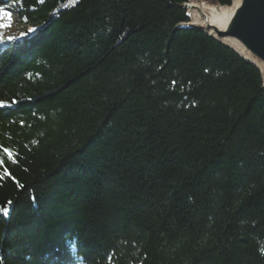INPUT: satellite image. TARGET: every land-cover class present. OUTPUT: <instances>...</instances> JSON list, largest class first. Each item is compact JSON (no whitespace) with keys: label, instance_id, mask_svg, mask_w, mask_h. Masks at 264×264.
Segmentation results:
<instances>
[{"label":"trees","instance_id":"1","mask_svg":"<svg viewBox=\"0 0 264 264\" xmlns=\"http://www.w3.org/2000/svg\"><path fill=\"white\" fill-rule=\"evenodd\" d=\"M186 1L13 0L0 264H264L263 79Z\"/></svg>","mask_w":264,"mask_h":264},{"label":"water","instance_id":"2","mask_svg":"<svg viewBox=\"0 0 264 264\" xmlns=\"http://www.w3.org/2000/svg\"><path fill=\"white\" fill-rule=\"evenodd\" d=\"M229 6L233 8L226 12L225 22H217L209 12L211 7ZM180 7L189 21L177 28L202 31L230 48L260 71L264 83V0H231L230 5H222L218 0H188Z\"/></svg>","mask_w":264,"mask_h":264},{"label":"snow or ice","instance_id":"3","mask_svg":"<svg viewBox=\"0 0 264 264\" xmlns=\"http://www.w3.org/2000/svg\"><path fill=\"white\" fill-rule=\"evenodd\" d=\"M75 2V0H73ZM7 17V23L3 22V18ZM14 23V20L12 19V13L11 11H6L4 7H0V45L5 44L6 42H14L17 40L16 36L8 35L5 37L4 32L6 29H11L12 24ZM36 29L35 28H29L27 30V33H32ZM27 33L21 32L20 35L24 36ZM175 83V82H173ZM15 103V101H13ZM7 106L4 101H0V107ZM0 151H2L3 155H0V180H3L6 176H9L10 173L7 169V167H3L4 165V158L7 157L10 163H16V160L13 158L12 151L8 149L7 147L0 148ZM35 198L33 197V200ZM8 205L11 204V201L7 202ZM10 207L8 206H0V218L8 217L10 212ZM74 247V245H73ZM262 254H264V248H261Z\"/></svg>","mask_w":264,"mask_h":264},{"label":"rangeland","instance_id":"4","mask_svg":"<svg viewBox=\"0 0 264 264\" xmlns=\"http://www.w3.org/2000/svg\"><path fill=\"white\" fill-rule=\"evenodd\" d=\"M0 7H4L6 11H11L12 19L14 23L12 24L11 29H6L4 32L5 37L8 35L19 37L20 33L26 29V26L23 22H21L18 18L17 13L15 12V2L13 0H6L3 3H0ZM3 22L7 23V17L3 18ZM31 27H28V29Z\"/></svg>","mask_w":264,"mask_h":264},{"label":"bare ground","instance_id":"5","mask_svg":"<svg viewBox=\"0 0 264 264\" xmlns=\"http://www.w3.org/2000/svg\"><path fill=\"white\" fill-rule=\"evenodd\" d=\"M232 6H229L228 8H222V9H215V7L214 8H210V10H209V12L213 15V19L215 20L216 18H217V22H225L226 21V18H225V16L227 17L228 15V12H230V10H232ZM218 10H219V13H218ZM226 12H227V14H226ZM218 17H220V18H218ZM223 18H225V19H223ZM231 41H233V40H231Z\"/></svg>","mask_w":264,"mask_h":264}]
</instances>
